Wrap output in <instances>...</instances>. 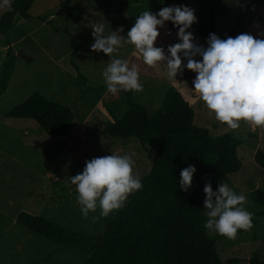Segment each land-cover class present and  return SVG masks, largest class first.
I'll return each mask as SVG.
<instances>
[{
	"label": "rangeland",
	"instance_id": "1",
	"mask_svg": "<svg viewBox=\"0 0 264 264\" xmlns=\"http://www.w3.org/2000/svg\"><path fill=\"white\" fill-rule=\"evenodd\" d=\"M15 0H0V17ZM180 0H36L29 10L30 20L15 16L8 33L16 55V65L6 92L0 97V264H85L91 254L56 245L16 222L21 212L43 216L78 234L82 241L103 238L109 220L127 208L135 196L108 217L99 208L84 218L77 203L71 177L83 171L95 157L125 153L133 155L134 174L141 182L152 169L155 146L138 139H115L104 133L112 121L111 112L121 117L126 111V98L107 92L102 72L110 57L93 52V27L104 25V35L123 28L126 37L135 19L144 11L157 13L163 7L178 6ZM188 0L184 6L210 30L224 39L242 12L244 0ZM255 13L245 14L247 34L264 39V0H254ZM44 19V20H42ZM198 24L189 29L194 42L207 47L198 33ZM156 41L167 55L169 45L178 43L172 22L159 28ZM6 36L0 34V55L6 53ZM118 58L138 69L142 90L133 92L134 100L152 115L162 104L165 93L178 89L191 103L194 124L209 129L214 136L230 133L241 141L237 154L241 170L226 183L246 196V209L252 213V227L239 230L234 238L217 242L224 264H252L264 260V210L253 200V192L264 191V172L255 164L254 155L264 149V128H253L241 121L233 130L215 120L192 89L195 73L187 70L169 80L163 62L152 68L143 63L130 44H123ZM5 47L6 49H3ZM195 59L200 60L197 56ZM186 60L183 63L186 64ZM79 70H77V68ZM82 75V76H79ZM34 93L69 107L74 121L64 136H50L29 119H11L8 112ZM206 217V215H205ZM207 219V218H206ZM209 235H216L208 231ZM2 234V235H1Z\"/></svg>",
	"mask_w": 264,
	"mask_h": 264
},
{
	"label": "trees",
	"instance_id": "2",
	"mask_svg": "<svg viewBox=\"0 0 264 264\" xmlns=\"http://www.w3.org/2000/svg\"><path fill=\"white\" fill-rule=\"evenodd\" d=\"M35 1L15 0L0 17V34L7 37V50L0 65V97L6 92L16 65L8 33L15 16L32 19L29 10ZM187 1L180 0L178 6ZM244 1L242 12L225 38L244 33V15L256 12L254 0ZM222 2L215 0L213 6ZM196 23L207 46L210 30L200 20ZM119 94L126 98V111L121 117L111 112L112 121L104 133L121 140L135 138L156 149L152 169L132 203L109 220L101 239L82 241L64 226L28 212L19 213L16 222L56 245L92 253L85 264H224L217 247L224 236L209 235L204 227L203 189L210 183L216 191L220 182L226 183L230 175L241 170L242 161L237 154L241 141L230 133L214 136L209 129L196 126L192 105L178 89H169L152 115L135 102L133 92ZM7 117L29 119L50 136H64L74 121L69 107L40 93L15 106ZM254 162L264 172V149L255 152ZM189 164L197 171L192 187L185 192L179 186L180 172ZM252 196L264 209V191L256 190ZM261 215L264 216V210ZM251 262L264 264V260Z\"/></svg>",
	"mask_w": 264,
	"mask_h": 264
},
{
	"label": "clouds",
	"instance_id": "3",
	"mask_svg": "<svg viewBox=\"0 0 264 264\" xmlns=\"http://www.w3.org/2000/svg\"><path fill=\"white\" fill-rule=\"evenodd\" d=\"M168 21L178 30L179 42L169 45L166 55L163 47L155 45L160 36L158 29ZM196 22L192 8L174 5L163 7L157 13L144 11L135 19L126 37L120 35L123 28L104 35V25H95L91 50L110 57L102 72L107 92L142 90L137 67H130L128 60L113 55L123 46V41L133 46V54L138 53L145 65L156 68L163 62L169 80L177 79L185 68L194 72L192 89L216 121L233 130L240 128L241 121L253 128H264V39L247 33L225 39L209 34L204 47L194 42L189 31ZM197 56L201 59H195ZM134 164L133 155L111 153L92 158L81 173L71 177L84 218L97 208L101 217L115 214L131 194L142 189L141 179L134 174ZM196 171L191 164L181 170L179 186L185 192L192 187ZM203 191L206 230L231 239L239 230L252 227V213L244 206L245 195L224 182L219 183L216 191L210 183L205 184Z\"/></svg>",
	"mask_w": 264,
	"mask_h": 264
},
{
	"label": "crops",
	"instance_id": "4",
	"mask_svg": "<svg viewBox=\"0 0 264 264\" xmlns=\"http://www.w3.org/2000/svg\"><path fill=\"white\" fill-rule=\"evenodd\" d=\"M3 49H6L5 47H2ZM5 58V53H2V55H0V65L2 64V62L4 61Z\"/></svg>",
	"mask_w": 264,
	"mask_h": 264
}]
</instances>
